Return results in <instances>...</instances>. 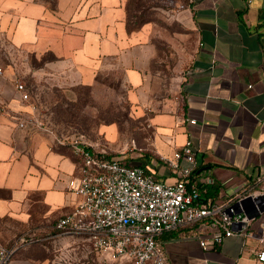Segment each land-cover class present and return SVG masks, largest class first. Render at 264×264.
<instances>
[{"label": "crops", "instance_id": "0c3cea01", "mask_svg": "<svg viewBox=\"0 0 264 264\" xmlns=\"http://www.w3.org/2000/svg\"><path fill=\"white\" fill-rule=\"evenodd\" d=\"M130 1L0 0V53L13 64L17 53L52 55L33 73L67 88L94 86L100 73L119 67L134 112L150 114L152 149L139 155L150 157L160 179L176 181L165 159L189 138L198 149L191 186L202 200L264 190V0H157L149 18L129 29ZM16 94L0 104V242L6 245L26 234L56 233L58 219L79 201L68 188L78 173L72 149L20 127L26 107ZM263 226L264 206L250 235L204 248L194 225L163 233L159 244L168 264H264L257 254ZM35 262L19 257L12 264H42Z\"/></svg>", "mask_w": 264, "mask_h": 264}, {"label": "built area", "instance_id": "2783aa9c", "mask_svg": "<svg viewBox=\"0 0 264 264\" xmlns=\"http://www.w3.org/2000/svg\"><path fill=\"white\" fill-rule=\"evenodd\" d=\"M16 90L22 101L29 100L26 86L18 79ZM72 152L78 173L68 188L79 201L58 219L56 235L83 236L114 264H168L159 237L182 227H200L204 248H214L234 235H250L251 221L263 210L264 190L256 189L236 191L221 202L204 203L199 187L191 186L198 168V149L189 138L172 159H165L175 182L162 180L128 162L127 157L110 156L86 142H73ZM36 241L26 234L9 245L0 242V264H9L21 248ZM259 241L264 245V226ZM257 254L264 262V248Z\"/></svg>", "mask_w": 264, "mask_h": 264}, {"label": "rangeland", "instance_id": "374dc122", "mask_svg": "<svg viewBox=\"0 0 264 264\" xmlns=\"http://www.w3.org/2000/svg\"><path fill=\"white\" fill-rule=\"evenodd\" d=\"M55 3V0H48ZM157 0H133L130 5V29L140 26L148 17V9ZM51 6V4H49ZM16 63L0 53V104L13 94L17 96L16 81L23 83L29 100L21 122L34 131L53 136L58 143L72 149L75 141L86 142L94 149L106 151L128 160L140 162V153L152 149L154 128L150 114L134 112L128 100L124 74L119 67L108 68L98 76L94 86L66 87L49 74L34 75L33 71L52 55L37 57L29 52L17 53ZM172 74L168 67H159ZM18 97V96H17ZM37 241L21 248L9 264L17 258H33L42 264H114L105 253L93 249L89 240L78 235H56L54 231L36 236ZM14 264V263H13Z\"/></svg>", "mask_w": 264, "mask_h": 264}, {"label": "trees", "instance_id": "16d2710c", "mask_svg": "<svg viewBox=\"0 0 264 264\" xmlns=\"http://www.w3.org/2000/svg\"><path fill=\"white\" fill-rule=\"evenodd\" d=\"M133 0L130 1L129 5H131ZM128 28L130 29L129 26V18H128ZM110 156H116L114 154H110ZM128 162L133 163L135 165H140L142 167H144L147 171L150 172H154L153 169L151 168V164H152V160L150 159V157H148V155H144L143 157H141V161L140 162H134L132 160H128ZM197 171H195L194 175L196 174ZM204 203H207V200L203 199Z\"/></svg>", "mask_w": 264, "mask_h": 264}]
</instances>
